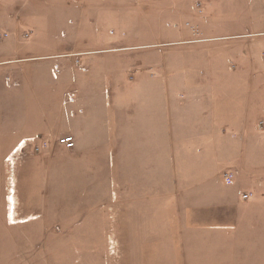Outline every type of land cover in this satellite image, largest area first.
<instances>
[{"label":"rangeland","instance_id":"1","mask_svg":"<svg viewBox=\"0 0 264 264\" xmlns=\"http://www.w3.org/2000/svg\"><path fill=\"white\" fill-rule=\"evenodd\" d=\"M67 2H72L75 9L84 4L91 8H87L86 13L62 8ZM17 4L22 6L21 10H14ZM10 5L11 12L20 15L23 21L20 41L28 45L23 51L25 55L96 51L80 54V59L78 53H74V56L24 61L30 85L24 84L23 93L18 91L20 87L14 86L12 77L11 81H5L11 87V97L25 98L28 102L25 106L9 107L15 110L16 118L3 122V127L11 131L25 127L26 131L41 135L34 152L38 160L43 159L45 183L39 180L36 185H0V264H218V261H172L173 258L121 261L123 255L115 239L119 171L115 163L114 131L110 139L113 160L108 159L109 151L103 150L107 149L105 142L98 144L106 139L88 137V130L80 137L90 145V156L86 158L93 166L98 160V168L91 172V184L87 175L84 183L85 178L79 173L72 176L70 171L52 170L51 165L56 157L60 158L54 154L55 145L63 146L59 143L63 136L59 130L70 128L74 120L69 111L75 109L78 118L81 115L79 108L89 96L87 90L83 91L85 88L99 90L100 84H113L115 75L125 84L138 76L142 81L157 79V70L146 69L148 65L142 61L144 55L151 51L168 55L177 50L173 65H206L213 57L212 64L220 69L221 117L227 115L229 109L232 111L229 102L233 101L227 99L232 93L230 85H244V82L247 85L251 94V103L249 106L247 103L250 133L247 165L252 167L248 171L249 181L253 182L247 181V193L253 194L251 187L264 189V0H20ZM27 8L38 14L35 20L27 18L26 12H31ZM0 33L3 39L14 35L5 25L0 26ZM113 47L122 49L113 53L98 51ZM200 50L204 51L203 57H199ZM206 52L210 59H206ZM116 53L121 55L119 63L115 57L108 60ZM55 64L59 65V71ZM43 81L48 83L41 89ZM96 90L90 91L95 93L92 99L104 105L96 114H106L114 123L112 103L108 107L104 94L101 90L96 94ZM112 93L109 88L110 101ZM35 101L44 104L35 106L32 104ZM92 115L93 129L100 120L95 113ZM46 142L47 147L36 150L37 144ZM156 142L164 151V140ZM93 147L101 153L104 151L103 157ZM20 157L22 153H13L11 163L17 165ZM229 172L221 171L223 177ZM176 251V259H180L181 251L178 247ZM172 253L170 251V255ZM259 254L256 261L230 262L264 264V251Z\"/></svg>","mask_w":264,"mask_h":264},{"label":"crops","instance_id":"2","mask_svg":"<svg viewBox=\"0 0 264 264\" xmlns=\"http://www.w3.org/2000/svg\"><path fill=\"white\" fill-rule=\"evenodd\" d=\"M15 1L20 0H0V26L5 25L14 33L9 39H3L0 33V185L3 186L45 183L43 159L38 160L34 152L41 135L28 132L25 127H19L17 131L3 127V122H12L16 118L15 110L9 107L25 106L28 102L25 98L11 97V87L5 81H11L12 77L14 86L20 87L18 91L23 93L24 84L30 85L24 61L74 56V53H78L80 59V54L96 51L25 55L23 51L28 45L20 41L23 21L20 15L11 12L10 4ZM71 3L67 2L62 8L82 13L91 8L84 4L79 7L81 9H75ZM21 7L17 4L14 10H21ZM29 11L27 18L35 20L38 14ZM117 49L122 48L98 51L113 53ZM200 51L199 57H203L204 51ZM173 56H178L177 50L168 55L162 51L144 55L142 61L148 65L146 69L157 70V79L142 81L138 76L125 84L115 75L113 84L99 85L106 105L110 107L112 103L114 123L106 114H96L98 108L104 109V105L92 99L95 93L90 91L95 88H85L83 91L87 90L89 96L79 108L80 117L75 109L69 111L74 119L70 122L72 125L59 130L62 135H73L76 147L67 149L59 145L62 148H58L56 144L54 154L60 158L56 157L51 169L70 171L72 176L79 173L85 178L87 175L91 184V172L98 168V160L93 166L86 158L90 156V145L80 137L88 130V137L106 139L98 144L105 142L107 149L103 150L109 151L108 159L113 160L110 139L114 131L115 163L117 172L121 171L117 174L119 192L115 199V239L117 249L123 255L121 261H167L172 258V261H218V264L256 261V256L264 251V189L251 187L252 196L244 198L247 181L253 183L249 181L248 171L252 167L247 165L250 91L245 82L244 85H230L232 93L227 99L233 101L229 102L232 111L229 109L228 114L221 117L220 69L212 64L213 57L210 59L206 52L205 57L211 60L210 63L178 66L172 64ZM112 57L118 58L119 63V54L104 59ZM59 68L58 65L57 71ZM46 83L48 81H43L39 87L45 88ZM109 88L113 91L111 101ZM32 104L42 106L44 103L35 101ZM93 113L100 121L92 129ZM97 129V132H91ZM52 134L58 136L55 132ZM161 139L164 140V151L156 146L159 144L156 140ZM97 147L93 148L97 150ZM104 151L97 154L103 157ZM13 153L23 155L17 165L11 163ZM222 170L234 174L232 183L226 181ZM177 247L181 251L180 259H176Z\"/></svg>","mask_w":264,"mask_h":264},{"label":"built area","instance_id":"3","mask_svg":"<svg viewBox=\"0 0 264 264\" xmlns=\"http://www.w3.org/2000/svg\"><path fill=\"white\" fill-rule=\"evenodd\" d=\"M7 34L5 33V36ZM58 67V65H56ZM59 143L63 146H65L67 149H74L75 148V144H76V140L75 137L73 135H63L59 138ZM48 143H44L42 145L37 144L36 146V150H39L40 148H44L45 146L47 147ZM225 178L226 181L228 183H232L233 178H234V174L232 172L226 173L225 174ZM252 194L246 193L244 194V198H248L250 197Z\"/></svg>","mask_w":264,"mask_h":264},{"label":"bare ground","instance_id":"4","mask_svg":"<svg viewBox=\"0 0 264 264\" xmlns=\"http://www.w3.org/2000/svg\"><path fill=\"white\" fill-rule=\"evenodd\" d=\"M111 122V121H110ZM251 197V196H250ZM250 197H248V198H250Z\"/></svg>","mask_w":264,"mask_h":264}]
</instances>
